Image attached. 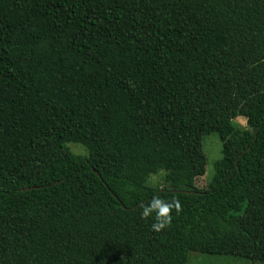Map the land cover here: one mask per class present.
<instances>
[{"label": "trees", "instance_id": "16d2710c", "mask_svg": "<svg viewBox=\"0 0 264 264\" xmlns=\"http://www.w3.org/2000/svg\"><path fill=\"white\" fill-rule=\"evenodd\" d=\"M191 253L264 263V0H0V264Z\"/></svg>", "mask_w": 264, "mask_h": 264}, {"label": "rangeland", "instance_id": "374dc122", "mask_svg": "<svg viewBox=\"0 0 264 264\" xmlns=\"http://www.w3.org/2000/svg\"><path fill=\"white\" fill-rule=\"evenodd\" d=\"M236 122L241 127H247V121L244 117L236 118ZM203 150L207 156L206 172L203 176L196 179V186L200 189L207 188L214 180L216 174V163L223 161L226 157L223 142L217 133H211L204 136L202 140ZM69 148L73 153L87 156L88 151L80 144L70 143ZM166 171L161 170L157 173H152L147 178V184L155 187L165 186ZM187 264H264L253 263L241 258L230 256H217L202 253H191Z\"/></svg>", "mask_w": 264, "mask_h": 264}, {"label": "clouds", "instance_id": "9594fccd", "mask_svg": "<svg viewBox=\"0 0 264 264\" xmlns=\"http://www.w3.org/2000/svg\"><path fill=\"white\" fill-rule=\"evenodd\" d=\"M152 208H156L159 209V212L157 214V219L159 218L160 214H166L168 212V206H161L160 201L159 200H154L153 204H152ZM150 214V209H145L142 213H141V217H147ZM160 227H163V224H157V223H153L152 224V228L155 230H159Z\"/></svg>", "mask_w": 264, "mask_h": 264}]
</instances>
